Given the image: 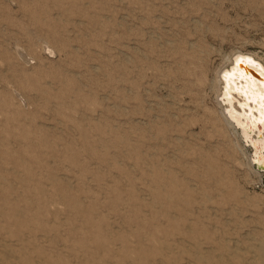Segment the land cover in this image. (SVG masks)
I'll list each match as a JSON object with an SVG mask.
<instances>
[{
	"label": "rangeland",
	"instance_id": "obj_1",
	"mask_svg": "<svg viewBox=\"0 0 264 264\" xmlns=\"http://www.w3.org/2000/svg\"><path fill=\"white\" fill-rule=\"evenodd\" d=\"M237 53L264 0H0V264H263Z\"/></svg>",
	"mask_w": 264,
	"mask_h": 264
},
{
	"label": "bare ground",
	"instance_id": "obj_2",
	"mask_svg": "<svg viewBox=\"0 0 264 264\" xmlns=\"http://www.w3.org/2000/svg\"><path fill=\"white\" fill-rule=\"evenodd\" d=\"M229 62L217 76L216 92L221 113L232 126L239 143L252 144L251 164L264 153V64L254 56L242 53L234 54ZM251 122L255 125L251 126ZM254 134L257 135L256 140Z\"/></svg>",
	"mask_w": 264,
	"mask_h": 264
},
{
	"label": "water",
	"instance_id": "obj_3",
	"mask_svg": "<svg viewBox=\"0 0 264 264\" xmlns=\"http://www.w3.org/2000/svg\"><path fill=\"white\" fill-rule=\"evenodd\" d=\"M255 121H258L260 123L259 120H256ZM250 124V123H249ZM251 126H254V122H251L250 124ZM253 138L256 140L257 139V135L254 134L253 135ZM249 144V143H248ZM250 146H252V144H249ZM253 165H255V167L261 171H264V153L263 154H259L257 159L253 161Z\"/></svg>",
	"mask_w": 264,
	"mask_h": 264
}]
</instances>
